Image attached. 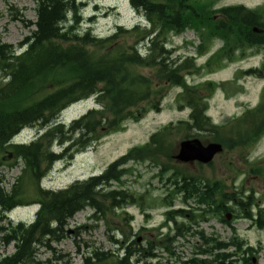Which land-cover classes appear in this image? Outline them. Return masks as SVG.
I'll return each instance as SVG.
<instances>
[{
  "label": "trees",
  "instance_id": "16d2710c",
  "mask_svg": "<svg viewBox=\"0 0 264 264\" xmlns=\"http://www.w3.org/2000/svg\"><path fill=\"white\" fill-rule=\"evenodd\" d=\"M130 3L145 17L146 26L120 25L114 33L100 36L93 29L96 16L88 22L83 18L81 10L85 3L36 0L37 20L32 24L36 29L18 46L0 37V247L12 243L15 246L13 253L0 256V264H51L38 257L43 246L54 250L56 260H62L64 256L57 255L50 243L61 242L71 233L78 235L77 229L69 227L77 213L91 209L93 216L104 217L126 205L143 206L141 196L139 199L125 188L124 177L134 170L129 165L150 162L160 167L157 176L165 177L172 167L162 163L160 157L173 158L169 147L175 130L183 139L201 137L204 141L220 142L225 149L243 146L249 150L264 135V88L255 108L218 125L208 115V109L220 84L212 80L190 83L187 79V75L215 65L242 60L248 56L249 48L264 52V5L250 9L244 5L214 8L211 2L201 0ZM255 27L262 32H254ZM187 30H194L202 43L195 55L183 58L169 47L170 37ZM216 39L222 40L223 45L205 64L199 65L198 55L205 48L210 49ZM243 75L262 77L264 63L260 68L239 71L236 77ZM173 88L181 90L176 96L179 108L190 110L187 120H180L176 126L166 125L147 143L131 148L99 175L76 180L58 190L42 188L41 181L57 161L72 159L105 136L122 131L127 121H139L151 111H160ZM92 97L98 108L89 109L67 125L40 127L43 134L29 145L11 142L24 127L32 126L40 118L47 122L67 107ZM56 145L59 152L54 149ZM20 164L23 170L18 182L6 189L3 168ZM256 169L264 175V165ZM167 182L175 185L170 189L173 197L182 194L185 203L193 199L199 205L207 187L222 184L189 176L178 168ZM33 201L41 204L35 221L15 222L9 216L3 220L9 211ZM167 205L171 209L165 214L164 225L177 216L195 223L202 221L201 213L173 209V199ZM188 230L190 226L185 222L178 223L174 234L169 231L159 241L142 242L138 233L122 230L123 239H114L120 244L118 252L95 249L82 264H140L156 258L159 246L174 256L173 243L179 236H186ZM195 233L201 239L204 237L201 230ZM197 253H202V249ZM186 263L203 264V259L194 256Z\"/></svg>",
  "mask_w": 264,
  "mask_h": 264
},
{
  "label": "rangeland",
  "instance_id": "374dc122",
  "mask_svg": "<svg viewBox=\"0 0 264 264\" xmlns=\"http://www.w3.org/2000/svg\"><path fill=\"white\" fill-rule=\"evenodd\" d=\"M84 2L82 14L84 19H88L94 13L97 14L94 32L100 36H107L115 32L117 26L128 28L141 23L146 26L147 22L139 12L131 5L130 0H77ZM211 2L214 8H221L230 5H244L250 9H255L264 5V0H201ZM36 0H0V37L4 42L18 44L33 30L32 25L37 20ZM24 18L25 21H22ZM31 23V24H30ZM28 24V25H27ZM202 40L194 30H187L180 35L170 37V48H175L176 54L183 58L195 55L197 47ZM212 46L203 50L198 55L199 65L205 64L210 56L219 49L223 42L216 39ZM248 56L242 60L227 62L223 66L215 65L209 70L201 73L189 74L187 79L190 83H199L212 80L220 84V88L210 99L208 115L215 124H225L228 120L241 116L248 108H254L261 100L264 88V75H243L236 77L237 72L246 71L251 68H260L264 63L263 50L248 49ZM144 72L148 73L149 70ZM179 88H173L163 101L160 111H151L139 121H127L122 131L105 136L98 144L91 146L88 150L76 154L72 159H63L57 162L48 175L41 181L46 188L62 189L76 180H84L91 175L101 174L107 166L126 154L133 146L143 145L150 140L152 134L162 130L166 125L176 126L180 120L189 118L188 108H179L176 100ZM95 106L94 99L75 103L64 110L63 120L69 124L74 119L86 113ZM27 133H22L25 138ZM30 136V135H28ZM201 138V137H199ZM185 139V138H184ZM183 136L175 130V135L170 139L169 149L175 155L179 147L178 144L184 140ZM202 139V138H201ZM203 140V139H202ZM204 141V140H203ZM209 141L205 140L204 143ZM60 150L58 145L55 146ZM247 155V156H246ZM161 162L168 164L172 170L165 177L157 176L160 167L151 165L150 162L135 163L133 173H129L124 180L125 188L132 192L137 198L141 196L139 203L126 205L124 208L116 209L111 215L102 217L93 216L92 210H85L77 213L70 222V229H77L78 235L71 233V236L61 242H51V246L62 254V260H56L54 250L43 246L39 249L38 257L42 261L51 264H65L71 261L74 264H82L84 258L91 254L93 250L118 252L120 244H116L115 238L122 240V230L126 232L138 233L137 237L143 236L145 240L159 241L169 232H176L175 223L171 221L168 225H163L166 221V212L170 210L167 203L173 199L175 209H185L186 211L196 212L198 204L196 200L185 203L182 194L172 196L171 190L175 187L167 182V178L174 170L181 169L187 175L201 177L205 180L222 181V184H244L255 186L259 193L264 189V175L256 169L264 164V137L257 146L248 150L246 147L239 146L232 149H225L222 154L216 156L215 160L207 165L202 164H183L161 155ZM256 169V171H254ZM23 166L20 164L13 168L5 166L2 170L3 186L10 189L18 182L22 174ZM118 186V184H115ZM171 189V190H170ZM258 193V195H259ZM264 193V191L262 192ZM171 195V197H170ZM167 202V203H166ZM38 207L34 204L22 206L15 209L11 214L12 220L31 222L34 220ZM131 216L129 221L128 217ZM189 216V215H188ZM109 221V224H108ZM176 221L185 222L190 226V231L186 237H179L173 243L176 255L171 256L163 246H159L155 252L156 258L141 262L140 264H187L185 261L195 256L198 245L202 239L195 233L204 230V222L197 223L189 221L185 217L177 216ZM6 224V223H5ZM110 225V226H109ZM246 223L239 224V228L244 229ZM253 241L264 242L263 234L253 232ZM145 244V242H144ZM15 246L12 243L8 247H0V256L5 253H13ZM264 253L259 255L263 257ZM178 256V257H177ZM201 258V255H198ZM264 264V259H261Z\"/></svg>",
  "mask_w": 264,
  "mask_h": 264
},
{
  "label": "flooded vegetation",
  "instance_id": "af4514ba",
  "mask_svg": "<svg viewBox=\"0 0 264 264\" xmlns=\"http://www.w3.org/2000/svg\"><path fill=\"white\" fill-rule=\"evenodd\" d=\"M263 191L259 193L255 186L244 184L211 185L204 190L203 264L262 263L264 255L262 258L259 255L264 253V242L252 238L253 232L264 236ZM242 222L247 224L244 229L238 226Z\"/></svg>",
  "mask_w": 264,
  "mask_h": 264
},
{
  "label": "water",
  "instance_id": "95a60500",
  "mask_svg": "<svg viewBox=\"0 0 264 264\" xmlns=\"http://www.w3.org/2000/svg\"><path fill=\"white\" fill-rule=\"evenodd\" d=\"M255 31H261L254 28ZM223 151L220 143L203 144L198 138L185 139L179 144V152L175 158L180 162L200 161L202 163H210L218 153Z\"/></svg>",
  "mask_w": 264,
  "mask_h": 264
},
{
  "label": "bare ground",
  "instance_id": "6f19581e",
  "mask_svg": "<svg viewBox=\"0 0 264 264\" xmlns=\"http://www.w3.org/2000/svg\"><path fill=\"white\" fill-rule=\"evenodd\" d=\"M84 3V2H83ZM82 11V10H81ZM137 11V10H136ZM138 12V11H137ZM83 15V14H82ZM142 15V14H141ZM92 16H96V18H97V14L96 13H94ZM92 16H90V17H92ZM143 16V15H142ZM89 17V18H90ZM144 17V16H143ZM88 18V19H89ZM88 19L86 20L87 22H88ZM88 24H84V28H86V27H88L87 26ZM90 26V25H89ZM94 29V28H93ZM83 101H86V100H83ZM81 102V101H80ZM68 108V107H67ZM66 108V109H67ZM65 110V109H64ZM64 110L61 112V114L58 116V117H56V118H54V119H51V120H49V121H44V120H41V118H40V120H38V121H35L33 124H32V126H26V127H24L18 134H16L13 138L14 139H16V140H18V139H21V135H22V133H30V132H32L33 131V129L34 128H40V127H45L46 128V126H49L50 128H53L54 126H56V125H58V124H65V125H67V123L66 122H64V120H63V112H64ZM49 127H47L46 129H48ZM34 142V141H33ZM15 144H26V145H29L28 143H24V142H15ZM69 159V158H68ZM59 161H61V160H59ZM59 161H57V162H59ZM56 162V163H57ZM55 163V164H56ZM1 175L3 176V174H2V172H1ZM3 178V177H2ZM41 185H42V183H41ZM42 188H45V189H52V188H46L44 185H42ZM53 190H55V189H53ZM32 204H34L36 207H38V210H37V212H36V215H35V218H34V220L33 221H35L36 219H37V214L39 213V211H40V209H41V204L39 203V202H35V201H33V202H31V203H29L27 206H29V205H32ZM19 207H22V206H19ZM19 207H16L15 209H17V208H19ZM15 209H13V210H11V211H9L8 213H7V215H5L6 217L3 219V220H6L7 219V217L9 216L10 217V219H12L11 218V216H10V214L15 210ZM86 210H91V209H86ZM83 211H85V210H83ZM32 221V222H33ZM4 224H5V221L3 222Z\"/></svg>",
  "mask_w": 264,
  "mask_h": 264
}]
</instances>
